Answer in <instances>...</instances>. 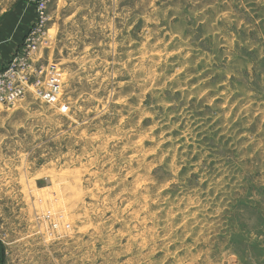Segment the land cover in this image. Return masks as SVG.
<instances>
[{
  "label": "rangeland",
  "instance_id": "1",
  "mask_svg": "<svg viewBox=\"0 0 264 264\" xmlns=\"http://www.w3.org/2000/svg\"><path fill=\"white\" fill-rule=\"evenodd\" d=\"M27 44L0 264H264V0H0Z\"/></svg>",
  "mask_w": 264,
  "mask_h": 264
},
{
  "label": "built area",
  "instance_id": "2",
  "mask_svg": "<svg viewBox=\"0 0 264 264\" xmlns=\"http://www.w3.org/2000/svg\"><path fill=\"white\" fill-rule=\"evenodd\" d=\"M34 45V40L30 41ZM34 46L29 44L21 52L16 53L11 62L3 70L0 69V103L9 104L18 99L26 89L28 80L32 76L33 69L29 62H32L31 53ZM57 76V75H56ZM53 73L48 81L49 87H56L58 79ZM43 96L50 98L49 92H43Z\"/></svg>",
  "mask_w": 264,
  "mask_h": 264
},
{
  "label": "crops",
  "instance_id": "3",
  "mask_svg": "<svg viewBox=\"0 0 264 264\" xmlns=\"http://www.w3.org/2000/svg\"><path fill=\"white\" fill-rule=\"evenodd\" d=\"M13 51H11L10 54H12ZM8 58H0V66L7 60Z\"/></svg>",
  "mask_w": 264,
  "mask_h": 264
}]
</instances>
